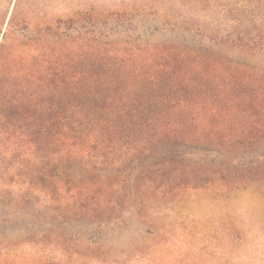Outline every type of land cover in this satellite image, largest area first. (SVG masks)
I'll return each instance as SVG.
<instances>
[{"label": "trees", "instance_id": "trees-1", "mask_svg": "<svg viewBox=\"0 0 264 264\" xmlns=\"http://www.w3.org/2000/svg\"><path fill=\"white\" fill-rule=\"evenodd\" d=\"M22 2L0 43V85H12L11 98L0 100V251L31 242L67 249L83 235L66 233L79 228L101 240V229L123 225L125 217L87 226L71 219L115 195L121 216L141 215L140 202L168 192L176 200L187 188L223 180L236 192L264 177V132L236 133L226 121L232 109L247 112L248 86L264 85V67L253 59L264 55V23L226 37L183 29L143 45L133 21L137 43L116 40L115 69L109 36L123 32L126 20L116 19L108 35L96 24L83 33L84 13L41 25L46 17L31 19ZM22 14L36 32L17 40ZM263 99L257 95V107ZM115 139L123 156L116 172L89 159ZM127 197L129 209L119 203Z\"/></svg>", "mask_w": 264, "mask_h": 264}, {"label": "rangeland", "instance_id": "rangeland-1", "mask_svg": "<svg viewBox=\"0 0 264 264\" xmlns=\"http://www.w3.org/2000/svg\"><path fill=\"white\" fill-rule=\"evenodd\" d=\"M15 2L0 0V43ZM21 7L33 10L31 19L46 17L42 18L45 23L37 22L41 25L49 19H67L84 13L83 33L96 24L101 35H108L116 30V19L126 20L123 32L114 31L109 36L115 41L111 53L115 69L116 40L122 39L130 46L137 43L139 35L130 31L133 21L141 24L143 45L171 40L183 29L209 38L226 37L237 29H253L264 23V0H23ZM20 18L14 33L17 40L26 32H36L33 25L30 29L24 26L23 21H29L25 14ZM165 23L171 25L167 31L152 33L154 27ZM18 56L16 53V59ZM253 59L258 67H264V55ZM15 72L17 75V68ZM11 86L0 85L1 101L11 98L7 95ZM248 87L252 98L247 101V112L239 115L232 109L226 121L236 133L264 132V99L259 102L261 108L255 100L257 95L264 94V85ZM17 91L18 88L14 99H18ZM122 157L116 150L115 139L92 152L89 159L101 160L104 167L116 172V162ZM173 197L168 192L161 199L142 201L146 211L141 215L133 210L121 216L115 195L103 203L107 209L97 203L71 219L73 225L87 226L98 225L109 217H125L123 225L101 229V240L79 228L72 234L66 233L74 237L83 235L80 241L70 240L67 249L33 242L18 244L0 251V264H264V177L250 188L236 192L228 189L223 180L204 189L187 188L176 200ZM124 200L119 203L129 209L133 204L131 197ZM134 203L140 207L139 202ZM14 229H8L9 241L15 237Z\"/></svg>", "mask_w": 264, "mask_h": 264}]
</instances>
